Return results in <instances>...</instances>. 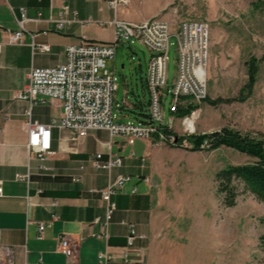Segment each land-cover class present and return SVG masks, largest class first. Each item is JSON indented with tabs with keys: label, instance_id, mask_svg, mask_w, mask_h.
<instances>
[{
	"label": "crops",
	"instance_id": "crops-1",
	"mask_svg": "<svg viewBox=\"0 0 264 264\" xmlns=\"http://www.w3.org/2000/svg\"><path fill=\"white\" fill-rule=\"evenodd\" d=\"M138 3L129 0L114 12L106 0H0L1 263L97 264L98 255L108 253L114 257L108 264H148L157 207L148 155L164 144L136 140L128 145L122 138L110 137L108 132L98 130L89 131L72 146L67 132L54 131L52 154L40 162L26 147L29 104L15 99L27 85L29 70L62 64L67 46L83 41H113L115 27L100 26V23L114 18L140 23L159 17L165 8L132 21L128 13ZM64 7L68 23L62 30H56L52 20L58 18ZM119 12L124 18L118 17ZM22 13L25 18L23 44H8L7 36L20 30L17 22ZM163 20L168 22V18ZM41 46L47 47V51H41ZM53 110L59 119L58 107L42 105L31 109L30 120L49 124L56 120L51 116ZM217 129L211 127L209 131ZM205 130L202 128L200 132H207ZM96 153H101L103 159L118 155L122 158V166L109 172L95 170L89 159ZM17 175H28V181L16 180ZM119 176H128L129 180L110 197L115 211L107 226L108 238H97L106 221L107 202L93 190L105 189ZM75 177L79 180L72 181ZM27 198L32 204L30 207ZM51 200L57 201L55 208L41 205ZM51 213L57 217L52 222ZM41 223L45 228L40 235L38 226ZM128 224L135 227L138 238L128 250L129 261L125 262L120 256L127 246ZM60 235L70 239L75 250L73 258L67 259L57 251Z\"/></svg>",
	"mask_w": 264,
	"mask_h": 264
},
{
	"label": "rangeland",
	"instance_id": "rangeland-1",
	"mask_svg": "<svg viewBox=\"0 0 264 264\" xmlns=\"http://www.w3.org/2000/svg\"><path fill=\"white\" fill-rule=\"evenodd\" d=\"M136 1L140 4L128 13L132 21L165 7L158 18H168L172 32L183 21L208 24L207 98L194 124L196 134L215 132L209 131L211 127L264 134V0ZM120 13L118 17L124 18ZM176 56V40L171 37L166 62L169 88L176 77ZM252 59L257 61V71L252 92L247 94L242 89ZM148 61L149 52L137 41L121 42L114 59L105 60L116 80V122L138 123L137 103L148 110ZM123 99L132 110L123 107ZM169 100L164 106L165 123L172 116ZM51 113L58 121L56 112ZM202 128L207 132H200ZM172 130L182 136L179 120ZM148 156L157 193L148 264H264V240H260L264 205L241 184L233 208H224L216 194V174L230 165L247 163L245 155L224 147L194 151L164 144Z\"/></svg>",
	"mask_w": 264,
	"mask_h": 264
},
{
	"label": "built area",
	"instance_id": "built-area-1",
	"mask_svg": "<svg viewBox=\"0 0 264 264\" xmlns=\"http://www.w3.org/2000/svg\"><path fill=\"white\" fill-rule=\"evenodd\" d=\"M51 2L53 0H50ZM109 8L114 12L119 6L126 5L129 0H106ZM66 8L59 13L55 23L56 30H62L68 23L65 20ZM17 22L20 30L9 34L6 43L13 45L23 44L24 13ZM114 26L115 36L111 42L83 41L77 45L67 46L65 60L52 68H31L27 74V85L23 91L15 95V99L28 102L26 112L27 122V150L40 162L52 154L53 132L58 134L68 133V140L76 146L84 139L89 131H106L110 137H120L128 145H133L136 140H151L154 143L167 144L173 147L192 149L188 137L196 134L194 124L198 120L200 105L207 98V60L209 52V27L203 21H183L179 23L174 32L172 24L162 18H153L140 23L111 21L100 23V26ZM176 40V77L171 88L166 82V62L169 49V40ZM131 43L137 41L149 52V61L146 71V85L149 93L146 123H119L113 117L114 93L116 80L113 72L105 67L106 59H114L115 51L121 42ZM41 51L47 47L41 46ZM169 113L172 115L168 123L163 120L164 106L167 98ZM123 107L129 108L123 99ZM49 105L60 109L58 121L49 124H39L30 120L31 109L36 106ZM117 107V103H115ZM118 109L120 107H117ZM183 116H179L180 113ZM181 125V135L165 134L162 128L172 130L173 123L178 121ZM178 137L185 138L178 145ZM208 147V141L202 140L200 149ZM90 165L95 170L111 171L122 166V158L118 155H108L103 159L101 153L94 154L89 159ZM82 170V166L79 167ZM16 180L28 181V175H17ZM79 178H72L78 181ZM129 180L128 176H119L112 184L103 190L95 191L106 202V221L102 224L97 238L106 240L107 226L115 211L114 203L110 197ZM41 191H38L40 193ZM134 191H132L133 193ZM1 193V190H0ZM27 198V206L32 204ZM57 201L51 200L44 208H55ZM55 214H50L51 222L56 220ZM45 225L39 224L41 235ZM138 238L135 227L128 224L126 237L127 246L120 256L125 262L129 261L128 250ZM57 251L64 254L67 259L73 258L75 250L66 235L57 238ZM114 257L108 253L98 255L97 264H108ZM0 264L1 258H0ZM9 264V263H6Z\"/></svg>",
	"mask_w": 264,
	"mask_h": 264
},
{
	"label": "trees",
	"instance_id": "trees-1",
	"mask_svg": "<svg viewBox=\"0 0 264 264\" xmlns=\"http://www.w3.org/2000/svg\"><path fill=\"white\" fill-rule=\"evenodd\" d=\"M248 81L242 92L251 94L257 71V61L252 59L248 64ZM242 101L243 99H238ZM211 103V102H210ZM217 103V102H216ZM216 103H212L213 105ZM142 103L134 105L139 110V122L146 123L147 114L142 108ZM132 110V108H128ZM180 113L179 116H183ZM165 134L177 135L173 130L162 128ZM185 138L178 137V145ZM208 141V147L203 151H214L221 147L232 149L245 155L249 161L242 165L228 166L218 172L215 176L216 194L220 198V203L224 208H233L236 205V198L239 193L237 186L243 185L258 201L264 205V134L260 132L242 133L230 127H222L218 131L204 135L190 136L187 140L191 143L194 151H201L202 140ZM264 240V235L260 237Z\"/></svg>",
	"mask_w": 264,
	"mask_h": 264
}]
</instances>
